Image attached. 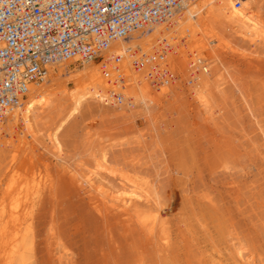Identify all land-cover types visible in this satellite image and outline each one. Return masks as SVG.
<instances>
[{
  "label": "rangeland",
  "instance_id": "rangeland-1",
  "mask_svg": "<svg viewBox=\"0 0 264 264\" xmlns=\"http://www.w3.org/2000/svg\"><path fill=\"white\" fill-rule=\"evenodd\" d=\"M244 1L264 23V0ZM200 11L192 37L171 39V28L134 61L137 80L53 84L30 129L2 124L0 217L5 199H27L25 264H264V41L249 43L218 5ZM141 97L154 98L149 112ZM102 153L108 167L155 183L168 244L102 201L96 187L123 185L97 167ZM16 182L25 189L8 196ZM13 231L0 239V264Z\"/></svg>",
  "mask_w": 264,
  "mask_h": 264
},
{
  "label": "bare ground",
  "instance_id": "bare-ground-1",
  "mask_svg": "<svg viewBox=\"0 0 264 264\" xmlns=\"http://www.w3.org/2000/svg\"><path fill=\"white\" fill-rule=\"evenodd\" d=\"M180 3V7L174 10L170 17L153 24H146L139 31H132L129 36L112 41L109 46L92 61L76 63L74 60H70L55 64L49 69L43 82L31 85L27 97L9 108L0 118V133L2 124L7 121L23 123L30 129L29 124L33 111L38 106L47 102V94L48 91H50L49 88L53 86V84H58L63 81L76 82L79 80H84L81 84L100 80H107L109 84H113L117 79L123 76L137 80L134 61L137 60L142 63L140 59L142 55L147 53L157 42L160 43L169 38V36H167V30L171 28L177 32L171 39L181 38L185 40L186 38L192 37L195 33V29L198 27L200 10L207 5H218V9L221 12L227 13L237 27V31L244 36L249 43L254 45L264 41V23L252 14L248 3H245L244 0H180ZM199 4L200 6H198ZM72 64H74V66L76 65L73 69L70 68ZM202 69L208 71V68L205 66H202ZM204 73L201 78L202 85L208 84L211 79L209 75H205ZM208 87L210 88L209 85ZM209 88H207V90ZM202 89L203 88L199 91V97L204 93ZM102 98L103 97L100 96V99ZM79 100V98L76 99V106L73 108L72 113L77 111ZM140 101L146 112L150 111L151 105L155 102L154 98L151 97L147 99L141 97ZM58 130L59 129L52 134L51 141L54 146L59 149L60 142L57 137ZM28 133L32 134V131L30 130ZM96 162L98 163L97 167L101 170L103 169L115 175L118 174L123 183L116 191L105 188V185L96 187V191L98 190L103 198L102 201L110 204V206L115 209L121 210L124 216L137 219L141 224L140 227H143L145 233L151 237H156L160 244H168L169 234L165 226V211L162 208V204L159 202L157 194L158 189L155 187V183L153 181L134 179L129 177L130 174L126 176L122 171L108 167L106 153H102ZM42 175L43 178L46 177L41 172V176ZM132 175L133 174H131V176ZM34 177L36 178L35 175ZM35 178L31 181L36 182L37 180ZM81 178L85 184L92 185L94 182L93 177L89 174H84ZM45 180L46 179H44V181ZM21 185L22 183H18L17 186L14 184L15 188L10 186L11 188L9 191L7 189V195L12 196L15 192H21L25 189L19 188L18 190V187ZM30 188L31 186L28 184L26 189ZM5 200H7V202L9 201V203L8 206L2 204L3 206L1 207L4 211L3 215L1 214L0 217V239H4L10 225L14 226V231L12 232L13 244L11 245L9 254L5 258L6 264H25V257L21 255L18 240L21 236V229L28 222L30 208L27 210L26 204L23 203L27 199ZM29 200L32 202L34 199ZM10 201L12 202L10 203ZM6 217L7 220L4 219ZM3 219L6 220V222L3 223ZM239 254H241V252H239Z\"/></svg>",
  "mask_w": 264,
  "mask_h": 264
},
{
  "label": "built area",
  "instance_id": "built-area-1",
  "mask_svg": "<svg viewBox=\"0 0 264 264\" xmlns=\"http://www.w3.org/2000/svg\"><path fill=\"white\" fill-rule=\"evenodd\" d=\"M180 4V0H0V118L27 97L31 85L43 82L55 64L92 61L112 41L170 17Z\"/></svg>",
  "mask_w": 264,
  "mask_h": 264
}]
</instances>
